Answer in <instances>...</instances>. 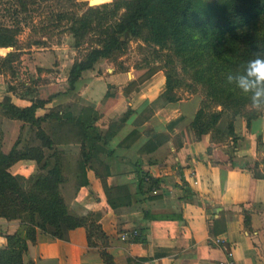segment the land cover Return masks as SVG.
Returning <instances> with one entry per match:
<instances>
[{
  "label": "crops",
  "instance_id": "1",
  "mask_svg": "<svg viewBox=\"0 0 264 264\" xmlns=\"http://www.w3.org/2000/svg\"><path fill=\"white\" fill-rule=\"evenodd\" d=\"M134 80L133 71L99 70L95 64L82 72L73 90L36 95L0 85V102L9 97L27 106L42 99L37 117L69 104L74 114L84 107L97 111L89 132L101 136L94 144L99 151H88L81 126L49 120L42 127L55 139L53 148L44 150L61 156L65 202L72 215L97 214L115 264H264V113L247 121L236 116L234 142L231 137L214 142L211 132L197 136L191 126L198 108L194 98L176 95L154 102L164 91L161 71ZM127 109L130 113L123 117ZM17 138L1 150H9ZM35 139L31 144L39 145ZM137 167L159 179L155 193L145 192L147 185L135 191ZM10 169L23 176L38 171L33 159L18 160ZM183 186L194 202L184 198ZM123 195L128 197L119 200ZM19 223L0 217V249ZM134 228H140L143 241L121 238ZM88 234L83 225L63 237L38 229L35 241L27 242L23 264H106L103 243L95 235L89 242ZM136 258L143 259L135 263Z\"/></svg>",
  "mask_w": 264,
  "mask_h": 264
},
{
  "label": "trees",
  "instance_id": "2",
  "mask_svg": "<svg viewBox=\"0 0 264 264\" xmlns=\"http://www.w3.org/2000/svg\"><path fill=\"white\" fill-rule=\"evenodd\" d=\"M13 1L15 12H25L33 0ZM107 4H113L114 10L123 9L113 22L104 19L99 9L101 6L98 5L88 6L82 16L72 23V33L78 47L92 30L91 23L100 19L93 43L84 49L82 56L68 70L67 90L76 88L83 71L92 68L100 59L122 50L127 46L129 38L140 37L159 48L168 46L180 60L181 70L191 81L199 84L221 109H227L233 115L238 114L246 121L260 113L252 109L246 97L226 83L225 77L229 71H235L246 61L257 56L264 57V0H115L102 3V6L106 7ZM19 22L15 25L0 23V47L13 48L4 55L3 64H9L21 56V49L14 48ZM163 75L164 91L154 102L176 98L169 90L176 84V80L167 70ZM107 93L113 94L110 90ZM44 102L42 99H34L30 105L19 106L11 102L9 97L0 102L2 114L30 124L40 141L39 145L27 144L20 148V138H17L9 150L2 151L0 148V217L17 218L20 222L14 233L5 235L6 244L0 249V264H23L22 254L28 249L27 242L35 241L38 229L63 237L67 230L81 225L88 229L89 242H92L91 236L95 235L103 243L104 247L100 251L103 261L115 264L107 249L105 233L96 221L97 214L87 212L75 216L70 212L60 190L64 180L61 156L56 151L46 154L44 150L53 148L55 139L42 127L46 120L58 124L72 121L81 126L85 139H89L88 151L97 150L99 147H95V140L101 136H91L89 132L98 116L97 111L84 107L78 114H74L68 108L69 104L37 117L35 112ZM221 109L205 113L203 105L198 106L191 122L197 136L211 132L214 139V131L217 134L223 132L216 140L231 137L234 142L232 123L227 125V131L215 126ZM129 113L127 109L122 116L126 117ZM100 149L101 152L104 150L102 147ZM85 158L87 163L89 156L85 154ZM21 159H33L38 171L28 176L13 173L10 166ZM136 170V192H142L143 185H147V193L158 188V178H152L139 167ZM184 186V198L194 202L192 194ZM123 197L128 195L118 199ZM108 200L113 207L111 198L108 197ZM128 233L132 241L144 240L140 228H134ZM142 259L136 258L135 263Z\"/></svg>",
  "mask_w": 264,
  "mask_h": 264
},
{
  "label": "rangeland",
  "instance_id": "3",
  "mask_svg": "<svg viewBox=\"0 0 264 264\" xmlns=\"http://www.w3.org/2000/svg\"><path fill=\"white\" fill-rule=\"evenodd\" d=\"M111 1L115 0H33L28 4L29 10L15 12L16 7L13 0H0V23L15 25L20 21L17 24L18 32L15 36L14 48L21 49L19 58H15L9 64H3L4 55L13 48L11 46L0 47V85L2 89L36 95L64 90L67 87L65 78L71 64L80 58L84 49L93 43V38L99 29L97 27L100 19L97 18L91 23L90 29L92 30L81 40L78 47L73 37L72 23L82 16L88 6L98 5L101 6L98 7L104 19L113 22L121 15L123 9L114 10L113 4L102 6V3ZM102 23L105 22L102 21ZM179 61L168 46L159 48L138 37L129 38L126 47L110 57L100 59L95 64L99 70L103 67V69H111L112 72L128 70L131 73L133 71L136 75L135 82L149 77L154 72L161 71L163 74L167 70L176 80V84L169 89L170 93L178 97L194 98L198 106L203 105L205 113L221 109L219 105H215L212 98L199 84L191 81L181 70ZM49 80L52 83H49ZM111 91L116 92L114 89ZM236 116L240 115H233L223 108L215 126L223 127L220 129L227 131V125L233 123ZM12 120L14 122L10 120V117L3 116L0 111V147L1 145L3 148L10 146L16 136L22 138L20 148L31 144L33 138L36 140L35 130L30 124L18 119ZM213 134L215 136L213 140L217 142L216 139L223 132L217 134L214 131Z\"/></svg>",
  "mask_w": 264,
  "mask_h": 264
},
{
  "label": "clouds",
  "instance_id": "4",
  "mask_svg": "<svg viewBox=\"0 0 264 264\" xmlns=\"http://www.w3.org/2000/svg\"><path fill=\"white\" fill-rule=\"evenodd\" d=\"M226 83L246 97L256 112L264 113V57L246 61L226 74Z\"/></svg>",
  "mask_w": 264,
  "mask_h": 264
},
{
  "label": "built area",
  "instance_id": "5",
  "mask_svg": "<svg viewBox=\"0 0 264 264\" xmlns=\"http://www.w3.org/2000/svg\"><path fill=\"white\" fill-rule=\"evenodd\" d=\"M156 190H157V188H156V189H153V190L151 191V193H155ZM133 234H134V231H133ZM129 237H130V235H129L128 232H124V233L121 234V238H123V239H126V238L128 239ZM213 241H215V242H217V243L222 242L220 237H214V238H213ZM226 256H227V257H230V256H231L230 251L226 252ZM228 264H235V263L232 262V261H228Z\"/></svg>",
  "mask_w": 264,
  "mask_h": 264
}]
</instances>
